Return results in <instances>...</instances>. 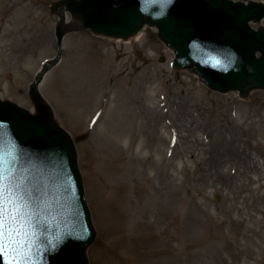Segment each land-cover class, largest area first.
I'll list each match as a JSON object with an SVG mask.
<instances>
[{
    "label": "rangeland",
    "instance_id": "obj_1",
    "mask_svg": "<svg viewBox=\"0 0 264 264\" xmlns=\"http://www.w3.org/2000/svg\"><path fill=\"white\" fill-rule=\"evenodd\" d=\"M60 1L11 10L0 0L3 101L35 107L31 84L57 55ZM137 36L67 34L40 85L75 147L95 230L89 264H264V89L211 90L175 68L157 28Z\"/></svg>",
    "mask_w": 264,
    "mask_h": 264
},
{
    "label": "water",
    "instance_id": "obj_2",
    "mask_svg": "<svg viewBox=\"0 0 264 264\" xmlns=\"http://www.w3.org/2000/svg\"><path fill=\"white\" fill-rule=\"evenodd\" d=\"M54 11L58 51L31 84L35 113L0 99V264H89L95 230L75 147L39 88L59 64L68 33L91 30L128 40L147 23L175 52V67L193 68L210 89L241 97L264 89V28L251 26L264 19V2L63 0ZM68 14L74 23H67Z\"/></svg>",
    "mask_w": 264,
    "mask_h": 264
},
{
    "label": "bare ground",
    "instance_id": "obj_3",
    "mask_svg": "<svg viewBox=\"0 0 264 264\" xmlns=\"http://www.w3.org/2000/svg\"><path fill=\"white\" fill-rule=\"evenodd\" d=\"M3 3V2H2ZM40 3V0H5V3L3 8L10 7L11 10L16 9H24V8H30L31 6H38ZM25 4V7H24ZM58 20V18H57ZM69 23H74L72 19H67ZM135 39L138 38V36L134 37ZM121 191V190H120ZM115 196L111 193V196H108L107 203H109V206L111 208L117 209L116 212L118 213V217L125 218L126 212H125V205L123 204L122 197H117L116 200H113ZM111 200V202H109ZM113 213V212H112Z\"/></svg>",
    "mask_w": 264,
    "mask_h": 264
},
{
    "label": "snow or ice",
    "instance_id": "obj_4",
    "mask_svg": "<svg viewBox=\"0 0 264 264\" xmlns=\"http://www.w3.org/2000/svg\"><path fill=\"white\" fill-rule=\"evenodd\" d=\"M3 194H4L3 187H2V184H0V200L3 199ZM2 211H3V205L0 204V212H2ZM13 219H15V217H13ZM13 231H15V229ZM4 236H5V232L3 229V221H2V219H0V250H2L5 247V245L3 244ZM9 239L11 240V237H9ZM25 260H26V258H25ZM18 264H19V262H18Z\"/></svg>",
    "mask_w": 264,
    "mask_h": 264
}]
</instances>
